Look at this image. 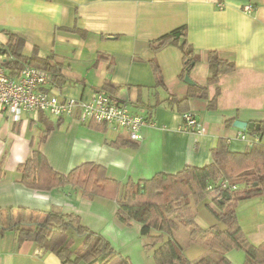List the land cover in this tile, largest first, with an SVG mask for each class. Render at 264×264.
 Masks as SVG:
<instances>
[{
  "label": "crops",
  "instance_id": "1",
  "mask_svg": "<svg viewBox=\"0 0 264 264\" xmlns=\"http://www.w3.org/2000/svg\"><path fill=\"white\" fill-rule=\"evenodd\" d=\"M249 5L254 9L246 13L244 7ZM181 27L187 28V40L201 56L188 73L196 85L205 86L210 76L208 52H217L236 65L218 85L209 87L208 100L188 101L187 109L195 114L203 129L201 134L186 130L184 107L169 102L171 96L182 100L190 91L191 85L180 77V49L167 46L154 54L150 46L151 41ZM6 33L26 40L25 55H31L34 47L39 48L41 56L55 54L69 81L59 86L52 83L49 90L62 97L89 100L109 80L119 86L111 92L116 100L151 121L142 129V141L116 147L112 142L128 138L125 131L114 132L107 126L103 133L75 118L45 114L55 128L43 152L51 167L61 174L91 162L125 184L159 173L177 174L187 166L205 167L212 162L211 151L221 138L238 153L256 139L264 142V136L234 126L235 121L264 125V0H0V48L9 42ZM100 56L106 58L97 61ZM152 59L161 69L164 86L157 82ZM73 61L81 62L80 69L75 70ZM218 88L221 95L217 108L211 110L209 101ZM43 127L32 113L23 114L18 123L7 113L0 116V208L13 209V219L22 222L36 211L77 214L85 226L115 247L123 244L121 253L132 264H155L152 252L144 249L140 225L130 233L118 221L116 201L99 197L85 200L81 191L72 187L39 192L18 183L17 168L31 156ZM248 202L246 208L239 206V223L250 242L260 245L264 242V197ZM203 219L207 228L216 224L212 217ZM184 233L181 230L176 238L190 260L209 253ZM181 234L185 240H181ZM228 258L233 264L246 261L242 250L230 252ZM0 264L61 262L34 242L18 245L15 233L7 231L0 234Z\"/></svg>",
  "mask_w": 264,
  "mask_h": 264
},
{
  "label": "trees",
  "instance_id": "2",
  "mask_svg": "<svg viewBox=\"0 0 264 264\" xmlns=\"http://www.w3.org/2000/svg\"><path fill=\"white\" fill-rule=\"evenodd\" d=\"M78 32V31H77ZM9 42L0 48L2 64L11 77H17L24 67L30 66L45 70L52 76L56 86L66 84L63 65L56 61L55 54L41 56L39 48L34 47L31 55H25L26 40L15 33H6ZM85 36V33L79 31ZM180 36V38H178ZM154 54L167 46L180 49L183 57L181 79L190 73L201 60L187 40V28L181 27L151 41ZM106 57L100 56L97 61ZM108 59V58H107ZM159 85L164 86L161 69L154 59L151 61ZM210 76L205 86H190L188 95L180 100L175 96L169 102L183 106V114L189 112L188 101L192 98L208 100L209 87L218 85L220 78L236 69L234 62L222 59L217 52L207 53ZM112 66V65H111ZM119 86L107 80L102 91L111 94ZM221 91L218 88L209 101V109L217 108ZM39 121L44 125L38 143L31 156L17 168L18 183L24 187L48 192L56 188L72 187L82 193L85 200L103 198L117 202L118 221L130 227L140 225L144 249L152 252L155 264H233L228 254L242 250L245 264H264V242L254 245L243 231L237 206L240 202L256 197H264V142L255 141L242 153L233 152L228 140L221 138L212 149V162L205 167L187 166L177 174L159 173L151 179L121 183L111 178L106 169L98 164L87 162L73 169L68 174L54 170L43 152L55 125L45 115L39 114ZM86 124V123H85ZM89 128L107 132L105 123L88 122ZM251 135L264 136V125L259 132L250 131ZM127 137H119L113 146L124 147L132 143ZM3 180L0 163V183ZM228 181L236 189H227L229 197L210 195L208 188L220 190V183ZM211 201V202H209ZM206 203V208L213 215L216 224L203 228L197 222L195 207ZM214 204V206L211 205ZM11 208H0V234L12 231L18 245L34 242L44 252L55 254L61 264H79L85 260L88 264H131L122 256L103 235L85 226L79 215L74 213L32 212L27 222L13 219ZM189 232L191 242L202 245L209 253L198 260H190L176 235L181 230ZM81 238L82 244L74 248V238L69 231Z\"/></svg>",
  "mask_w": 264,
  "mask_h": 264
},
{
  "label": "built area",
  "instance_id": "3",
  "mask_svg": "<svg viewBox=\"0 0 264 264\" xmlns=\"http://www.w3.org/2000/svg\"><path fill=\"white\" fill-rule=\"evenodd\" d=\"M253 9L251 5L244 7L246 13ZM50 85L52 76L49 72L30 66L24 67L17 77H11L0 58V116L7 113L14 123L20 122L25 113H32L36 118L40 113L58 118L71 117L83 124L95 121L105 123L114 132L125 131L133 142L142 141L143 127L151 124L148 118L132 112L126 104L105 92H98L89 100H77L49 90ZM182 119L186 130L194 134L203 132L194 113L186 112ZM220 187V190L209 187L210 195L219 197L227 189H236L226 180Z\"/></svg>",
  "mask_w": 264,
  "mask_h": 264
},
{
  "label": "rangeland",
  "instance_id": "4",
  "mask_svg": "<svg viewBox=\"0 0 264 264\" xmlns=\"http://www.w3.org/2000/svg\"><path fill=\"white\" fill-rule=\"evenodd\" d=\"M71 58H73L72 57V55H71ZM81 62H77V61H73L72 62V65H73V67L75 68V70L76 69H80V67H81V64H80ZM250 200V199H249ZM249 200H245V201H242V202H240L239 204H238V206H237V215H238V209H239V206H241V209H242V207L243 208H246L248 205H249V203L250 202H248ZM209 202H211V201H209ZM206 203L204 202V203H200L198 206H196L195 207V209H196V214H197V222L199 223V225L201 224L202 226L201 227H203V228H207V227H205V226H207V221H206V219H203V217H212V219H214V217H213V215L211 214V212L210 211H208L207 210V208H206ZM108 209H110V207L108 208ZM139 227V225L137 224V223H134V224H132V226H130V227H128V231H130V233H134V231L136 230V228H138ZM183 230H185V232H186V234L185 235H189V232L186 230V229H183ZM69 234H70V236L71 237H73L74 238V242H75V244H74V248L73 249H77V248H79L80 246H81V244H82V239L81 238H79L74 232H73V230H70L69 231ZM184 234H181L179 237L181 238V240H185L186 238H184L182 235H184ZM132 235H134V234H132ZM179 235V234H178ZM126 237V236H125ZM127 238H129V237H127ZM189 239H190V236H189ZM116 240H114V243L117 245V246H119L118 245V242L116 241ZM190 241H191V239H190ZM112 244V243H111ZM113 245V244H112ZM114 246V245H113ZM114 248L122 255V256H124L121 252L123 251V249L125 248L124 246H123V244L122 245H120V247H115L114 246ZM127 250V249H126ZM135 257H136V255H134ZM125 257V256H124ZM137 258V257H136ZM129 260V259H128ZM130 261V260H129ZM131 264H132V262H130ZM79 264H88L85 260H82V261H80L79 262ZM111 264H117V261H113Z\"/></svg>",
  "mask_w": 264,
  "mask_h": 264
},
{
  "label": "water",
  "instance_id": "5",
  "mask_svg": "<svg viewBox=\"0 0 264 264\" xmlns=\"http://www.w3.org/2000/svg\"><path fill=\"white\" fill-rule=\"evenodd\" d=\"M178 38H180V36H178ZM185 82L189 85H196V83L190 79L189 75L185 77ZM234 126L245 132H250V131L259 132L261 130V125L259 123H248V122H243V121H235ZM229 195L230 193L228 191H225L223 194V197H229Z\"/></svg>",
  "mask_w": 264,
  "mask_h": 264
}]
</instances>
